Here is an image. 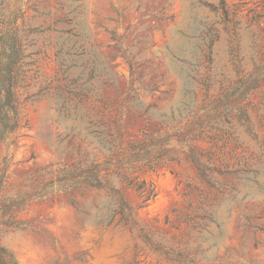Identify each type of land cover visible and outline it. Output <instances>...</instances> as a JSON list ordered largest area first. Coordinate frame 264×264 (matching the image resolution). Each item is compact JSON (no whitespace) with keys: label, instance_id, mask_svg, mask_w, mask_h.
<instances>
[{"label":"rangeland","instance_id":"374dc122","mask_svg":"<svg viewBox=\"0 0 264 264\" xmlns=\"http://www.w3.org/2000/svg\"><path fill=\"white\" fill-rule=\"evenodd\" d=\"M21 14L19 123L0 142L16 264H264V0Z\"/></svg>","mask_w":264,"mask_h":264},{"label":"trees","instance_id":"16d2710c","mask_svg":"<svg viewBox=\"0 0 264 264\" xmlns=\"http://www.w3.org/2000/svg\"><path fill=\"white\" fill-rule=\"evenodd\" d=\"M23 0H1L0 18V142H5L18 127L17 88L24 59V50L18 27ZM81 183L103 187L100 169L96 164L78 168ZM79 178V177H78ZM122 205L125 202L121 199ZM0 264H16L5 249L0 247Z\"/></svg>","mask_w":264,"mask_h":264}]
</instances>
